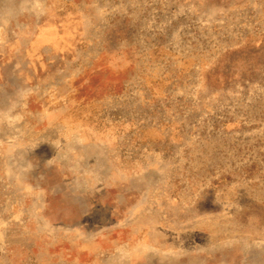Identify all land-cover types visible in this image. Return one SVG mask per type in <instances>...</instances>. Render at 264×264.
Returning <instances> with one entry per match:
<instances>
[{
	"label": "rangeland",
	"instance_id": "rangeland-1",
	"mask_svg": "<svg viewBox=\"0 0 264 264\" xmlns=\"http://www.w3.org/2000/svg\"><path fill=\"white\" fill-rule=\"evenodd\" d=\"M18 4L0 51L45 29ZM48 17L79 22L69 54L31 79L0 63V264H264V0Z\"/></svg>",
	"mask_w": 264,
	"mask_h": 264
},
{
	"label": "crops",
	"instance_id": "crops-1",
	"mask_svg": "<svg viewBox=\"0 0 264 264\" xmlns=\"http://www.w3.org/2000/svg\"><path fill=\"white\" fill-rule=\"evenodd\" d=\"M6 1V2H5ZM21 1V5L18 4V10L21 12L32 13V18L34 20H39L41 23H45V29L41 32V37L32 41L21 35L13 44V49L0 51V63L2 59L8 61L10 57H14L19 54L22 63L18 69L20 75L24 77H29L31 79L34 75L40 73V71L46 68L49 61L55 60L57 57L69 54L73 50V45L71 41L79 37L81 30L76 25L79 23L72 19H65L62 21H56L49 18L51 12L56 8L57 0H1L0 11L9 10L8 7H3V5L13 2ZM29 18H24L19 25V28H23L27 23H33L32 21L26 20ZM17 25L14 23H1L0 28L12 27ZM23 33V32H22ZM4 34V33H2ZM74 41V40H73ZM10 46L12 41H9ZM10 46L8 48H10ZM3 67H0V71ZM33 72V73H31ZM85 217L83 224L87 225L90 231L96 230V226L103 225V220L101 219V213L96 212H85ZM106 220H111L109 216ZM103 222V223H102ZM102 223V224H100Z\"/></svg>",
	"mask_w": 264,
	"mask_h": 264
}]
</instances>
